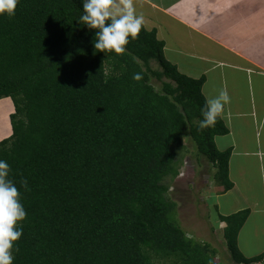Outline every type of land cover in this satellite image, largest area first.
Returning a JSON list of instances; mask_svg holds the SVG:
<instances>
[{"label":"trees","instance_id":"16d2710c","mask_svg":"<svg viewBox=\"0 0 264 264\" xmlns=\"http://www.w3.org/2000/svg\"><path fill=\"white\" fill-rule=\"evenodd\" d=\"M83 3L21 0L0 16V99L13 102L0 159L27 212L14 264H222L180 226L165 182L179 175L176 148L188 134L215 180L234 186L232 149L215 144L230 132L222 115L199 126L206 78L181 73L155 31L121 54L96 50L97 30L78 21ZM219 215L231 259L262 262L264 252L247 258L238 247L250 210Z\"/></svg>","mask_w":264,"mask_h":264},{"label":"crops","instance_id":"0c3cea01","mask_svg":"<svg viewBox=\"0 0 264 264\" xmlns=\"http://www.w3.org/2000/svg\"><path fill=\"white\" fill-rule=\"evenodd\" d=\"M134 4L137 14L145 18V29L155 31L157 39L165 44L168 61L183 74L206 78L203 86L206 99L214 98L222 89L229 92L231 103L226 105L222 120L230 132L216 139H229L231 143L216 146L220 151L232 149L229 177L234 186L224 195L233 197L235 205L232 212L221 215L250 210L240 240L248 223L255 220L253 228L259 225V220L264 223V186L263 195L259 196L256 183L259 171L262 173L264 169V147L253 142L252 150L260 145L259 152L251 151L247 138V132L253 133L255 128L264 130V116L261 119L259 115L264 96L251 91L254 107L245 100L243 92L246 82L252 87L256 83L257 90L264 86V0H134ZM175 55H182L183 59ZM202 60L206 64L200 68L198 63ZM0 101L8 103L0 102L2 142L13 135V102ZM250 106L254 110L245 109ZM250 157H254L256 164H250ZM261 197L263 204L259 206ZM261 214L263 218L258 217Z\"/></svg>","mask_w":264,"mask_h":264},{"label":"rangeland","instance_id":"374dc122","mask_svg":"<svg viewBox=\"0 0 264 264\" xmlns=\"http://www.w3.org/2000/svg\"><path fill=\"white\" fill-rule=\"evenodd\" d=\"M175 56L179 60L183 59L182 55ZM204 61L202 60V62L198 63L200 68L203 67V64H206ZM208 62L211 63L210 61ZM152 67L153 69L159 68L156 62L152 63ZM193 71L196 70H191L190 72ZM151 83L156 91L161 90L162 83L156 79H152ZM253 90L255 92H260L264 96V86L257 90L256 83L253 82L252 87L250 83L246 82L243 88L245 100L250 101L252 106L255 107L254 99L251 95V91ZM0 102L8 104L7 101ZM252 106L245 109L250 108L252 111L254 110ZM263 109L264 102L259 108L261 119L262 116H264ZM247 134L249 135L247 138L250 142L248 147L251 148V151H253V142H258V144H262L264 147L263 128L261 130L260 128H255V132H247ZM242 137L243 136H240V138ZM226 141L231 143V140L229 139L215 138V144L218 147H223ZM259 147L260 145L258 146V149ZM258 149L253 152H259ZM176 152L178 154L179 175L178 177L172 180L168 179L165 182L169 186V197L177 204L175 217L178 223L181 224L179 225L182 226L189 238L203 244H210L212 248H215L218 251V256H216L215 259L217 263L236 264L231 259L230 255H228V248L223 234L226 224L218 221L219 214L230 213L233 211L235 205H233L234 198L228 194L224 195L226 192L225 188L215 180L217 169L213 167L205 156H200L198 154L196 147L188 134L183 138V142L176 148ZM250 162V164H256L254 157H250ZM263 180L264 169L262 173L259 171V181L256 182L257 194L259 196L263 195ZM259 200V206H262V197ZM258 217L263 218V214ZM258 224L259 225H256L253 228L255 220L253 223H248L240 236V240H238V247L242 254L247 258L257 257L264 252V223L261 224L259 220ZM161 264L168 263L161 262ZM255 264H264V260Z\"/></svg>","mask_w":264,"mask_h":264},{"label":"clouds","instance_id":"9594fccd","mask_svg":"<svg viewBox=\"0 0 264 264\" xmlns=\"http://www.w3.org/2000/svg\"><path fill=\"white\" fill-rule=\"evenodd\" d=\"M20 2L0 0V16L13 17ZM83 11L78 21L97 30L94 47L101 52H125L130 42L137 40L145 29V18L137 14L134 0H84ZM133 78L140 80L142 77L137 73ZM230 103L227 89H222L214 98L206 99L200 128L214 126ZM10 174L11 166L0 159V264H14L13 253L19 251L16 244L24 234L21 222L27 217L21 193ZM21 186L28 189V181L22 180Z\"/></svg>","mask_w":264,"mask_h":264}]
</instances>
